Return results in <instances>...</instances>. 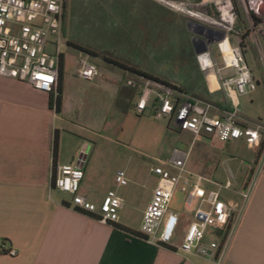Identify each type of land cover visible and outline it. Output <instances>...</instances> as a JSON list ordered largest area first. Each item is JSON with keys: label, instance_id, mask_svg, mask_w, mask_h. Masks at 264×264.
I'll return each mask as SVG.
<instances>
[{"label": "crops", "instance_id": "obj_1", "mask_svg": "<svg viewBox=\"0 0 264 264\" xmlns=\"http://www.w3.org/2000/svg\"><path fill=\"white\" fill-rule=\"evenodd\" d=\"M178 29L184 39L177 46L184 53L178 55V51L172 57L184 73L186 88L182 89L203 97L222 95L226 105H216L222 115L231 109L230 101L224 92H208L197 63L199 47L193 42V34L188 37L182 27ZM67 48L70 52L64 54L60 62L56 90L40 91L28 82L0 76V248L5 244L4 251L11 248L18 251L15 257L0 251V264H213L195 253L185 259L173 249L151 245L135 235L141 231L144 213L159 178L155 175V187L144 186L143 197L140 185L135 182L142 168L135 166L129 170V183L131 181L133 186L119 187L116 183L118 172L111 170L114 162L111 157H106L103 167L97 170V139L105 137L107 141H115L116 131L124 130V116L130 110L135 112L138 91L126 85L123 69L105 62L97 63L100 76L95 81L81 79L77 75L80 52L69 45ZM253 50L246 52V60L259 89L255 97L249 98L250 105H241L240 101L244 127L264 126V105H254L260 91H264V79ZM248 55L252 57L253 66ZM59 87L62 102L57 111L55 101ZM146 116L153 118L151 113L143 117ZM168 125L169 134L177 131L174 145L190 152L188 170L206 179L203 182L205 192L220 193L227 204L241 203L250 173L260 158L261 146H250L244 139L219 143L206 135L196 138L191 132L178 130L173 121L169 120ZM56 133L59 138L57 156L54 155ZM239 160L238 167L241 164L246 167L245 179L238 188L231 182V188L226 189L224 185L231 181L230 178L227 177L225 183L215 178L225 166L235 178L232 167ZM70 164L84 170L80 193L91 203L99 205L109 191L117 192L123 205L116 223L102 224L94 215L70 207L72 197L52 187L55 168ZM111 175L115 177L112 182L109 181ZM196 206L191 208L189 220L184 218L187 211L174 209L182 214L176 245H180L193 221ZM128 212H133V216ZM220 235L221 232L210 230L207 240ZM223 262L264 264V173L252 187Z\"/></svg>", "mask_w": 264, "mask_h": 264}, {"label": "built area", "instance_id": "obj_2", "mask_svg": "<svg viewBox=\"0 0 264 264\" xmlns=\"http://www.w3.org/2000/svg\"><path fill=\"white\" fill-rule=\"evenodd\" d=\"M153 1L188 19L193 42L199 47L196 59L208 92H224L231 109L219 115L216 106L190 93L127 73L126 85L138 91L135 113L139 116L151 113L156 120L173 121L178 130L191 132L196 138L206 135L219 143L244 139L250 146H261V154L243 201L227 204L220 193L205 192L204 176L188 170L190 152L173 149L168 168L155 167L152 170L159 182L144 213L140 234L147 243L171 248L185 259L195 253L213 264H222L242 220L252 187L264 173V126L244 127L239 109L240 98L259 89L246 60L250 48L258 53L264 79L261 48L264 42V0ZM64 20L65 0H0V76L28 82L40 91L56 90L63 49L68 47ZM79 54L77 75L85 81H95L100 76L98 65L88 53ZM211 73L217 80L215 89L211 86ZM84 175L79 166H57L52 187L72 197L70 207L94 215L102 224L116 223L123 205L120 196L111 190L100 205L91 203L80 193ZM116 179L119 187L129 184L123 170L117 173ZM231 186V181H227L224 188L230 189ZM177 193L182 194L188 206L198 200L194 219L180 245H176V241L182 214L172 208ZM210 230L221 232V235L207 240ZM4 246L1 245V252L10 257L17 256L16 249L4 251Z\"/></svg>", "mask_w": 264, "mask_h": 264}, {"label": "rangeland", "instance_id": "obj_3", "mask_svg": "<svg viewBox=\"0 0 264 264\" xmlns=\"http://www.w3.org/2000/svg\"><path fill=\"white\" fill-rule=\"evenodd\" d=\"M154 4L159 5L153 0H65V40L95 53L91 57L96 64H103L105 62L103 57L106 56L185 89L183 82L186 81L182 77L184 73L180 64L173 61L172 55L180 51L177 45L184 39L178 27H182L186 36L190 37L192 26L187 18L160 5L156 8ZM261 48L264 55V42ZM76 51L84 52L79 49ZM253 51L258 56V53ZM67 52L70 51L66 47L63 49V54ZM183 53L180 51L178 55ZM248 61L253 66L251 55H248ZM127 75V72L123 73L124 80L127 79ZM190 95L213 106L226 105L222 95L217 98ZM250 97H255V94L240 98L241 105H250ZM254 105H264L263 90L260 91L259 99H256ZM168 123L169 120L165 119L158 121L151 116L140 117L130 110L123 118L124 130L116 131L114 142L107 141L105 137L97 139V170L103 167L106 157H111L114 161L112 172L124 170L128 172L127 176L130 180V168L140 166L142 172L136 177L138 179H135V182L140 185V195L143 196L146 191L144 186L155 187L157 183L151 168L157 166L168 168L167 158L173 149H182L178 144L174 145L173 138H177V131L172 130L173 134H169L171 130L168 128ZM239 163L240 160L236 161L234 168L232 167L235 178L225 166L219 177L215 179L225 183L229 177L231 182L235 183L234 187L238 188L246 176V167L243 166L244 164L238 167ZM114 178V175L113 177L111 175L109 181L112 182V179L114 181ZM129 186H133L131 181ZM224 193L226 196L227 192ZM142 196H139L140 199L145 195ZM196 204L198 200L192 206L186 205L182 194L177 193L172 208L184 210L183 213L187 211L184 218L189 220L190 210ZM128 214L131 217L134 213L128 212Z\"/></svg>", "mask_w": 264, "mask_h": 264}, {"label": "trees", "instance_id": "obj_4", "mask_svg": "<svg viewBox=\"0 0 264 264\" xmlns=\"http://www.w3.org/2000/svg\"><path fill=\"white\" fill-rule=\"evenodd\" d=\"M65 7H66V5H65ZM68 45L71 46V47H74V48H76V49H79V50H81V51H84L85 53H88V54L91 55V56H92L93 54H95V53H93L92 51H89L88 49H84V48L81 47V46L75 45L74 43L69 42ZM103 60H104L107 64L115 65L116 67H119V68L123 69L125 72H127V73H129V74H131V75L143 76V77H146V78H149V79L155 80V81L160 82V83H163V84H167V85H170V86H174V85H171V84L165 82V81L162 80V79L152 77L151 75H149V74H147V73H144V72L139 71V70H137V69H135V68L129 67L128 65H124L123 63H120V62H118V61H113L112 59H109V58L106 57V56L103 57ZM174 87L177 88V89H179V90H181L182 92H185V90H183V89H181V88H178V87H176V86H174ZM186 93H187V92H186ZM188 94H189V93H188ZM61 95H62V94H61V87H59V88H58V95H57V98H56V101H55V107H56V110H57V111H60V109H61V102H62V96H61ZM262 146H263V144H262ZM58 148H59V138H58V134L56 133L55 136H54V155H55V156H57ZM260 154H261V152H260ZM260 154H259V156H260ZM253 173H254V169H253V170L251 171V173H250V176H249V179H248V183L250 182L252 175H254ZM248 183H247V184H248ZM83 213H85V212H83ZM135 235L138 236V237H140V238H142V239H144L143 236H142L140 233H135ZM169 249H171V248H169Z\"/></svg>", "mask_w": 264, "mask_h": 264}, {"label": "bare ground", "instance_id": "obj_5", "mask_svg": "<svg viewBox=\"0 0 264 264\" xmlns=\"http://www.w3.org/2000/svg\"><path fill=\"white\" fill-rule=\"evenodd\" d=\"M210 82H211V86L213 89L218 87L217 80H216L214 73H211V75H210Z\"/></svg>", "mask_w": 264, "mask_h": 264}]
</instances>
